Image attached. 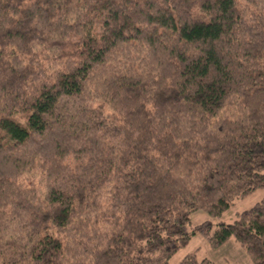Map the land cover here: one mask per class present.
I'll list each match as a JSON object with an SVG mask.
<instances>
[{"label":"trees","instance_id":"obj_1","mask_svg":"<svg viewBox=\"0 0 264 264\" xmlns=\"http://www.w3.org/2000/svg\"><path fill=\"white\" fill-rule=\"evenodd\" d=\"M0 264H264V0H0ZM5 178V179H4Z\"/></svg>","mask_w":264,"mask_h":264},{"label":"rangeland","instance_id":"obj_2","mask_svg":"<svg viewBox=\"0 0 264 264\" xmlns=\"http://www.w3.org/2000/svg\"><path fill=\"white\" fill-rule=\"evenodd\" d=\"M2 167L0 168V177H2ZM5 179V178H4ZM264 197V188H257L248 195L237 198L235 202L226 209L220 217H214L207 211L199 209L191 215L190 228L206 221H212V231L217 228L219 221L232 222L239 212L252 207L257 201ZM196 252L199 259L208 257L215 264H251V258L244 247L233 238L229 239L222 247H213L210 245L207 237L197 232L188 243L177 251L171 258L172 263H178L186 254Z\"/></svg>","mask_w":264,"mask_h":264},{"label":"crops","instance_id":"obj_3","mask_svg":"<svg viewBox=\"0 0 264 264\" xmlns=\"http://www.w3.org/2000/svg\"><path fill=\"white\" fill-rule=\"evenodd\" d=\"M228 241H226L225 243H223L222 245H221V247L224 245V244H226ZM249 264V263H248Z\"/></svg>","mask_w":264,"mask_h":264}]
</instances>
